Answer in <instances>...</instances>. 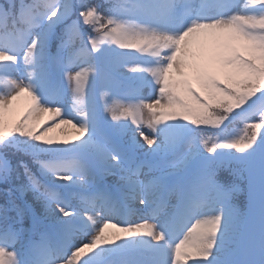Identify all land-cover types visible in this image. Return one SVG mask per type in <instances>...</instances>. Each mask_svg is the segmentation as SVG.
<instances>
[{
  "label": "snow or ice",
  "instance_id": "1",
  "mask_svg": "<svg viewBox=\"0 0 264 264\" xmlns=\"http://www.w3.org/2000/svg\"><path fill=\"white\" fill-rule=\"evenodd\" d=\"M190 261L264 264V0H0V264Z\"/></svg>",
  "mask_w": 264,
  "mask_h": 264
},
{
  "label": "rangeland",
  "instance_id": "2",
  "mask_svg": "<svg viewBox=\"0 0 264 264\" xmlns=\"http://www.w3.org/2000/svg\"><path fill=\"white\" fill-rule=\"evenodd\" d=\"M21 110H23V105H21ZM145 131L147 132V129H145ZM189 264H191V261L189 262Z\"/></svg>",
  "mask_w": 264,
  "mask_h": 264
}]
</instances>
